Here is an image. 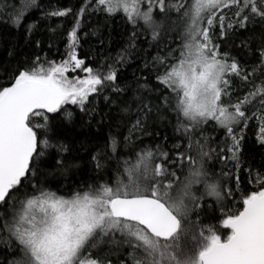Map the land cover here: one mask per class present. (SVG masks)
Here are the masks:
<instances>
[{
	"label": "snow or ice",
	"instance_id": "6c2138e0",
	"mask_svg": "<svg viewBox=\"0 0 264 264\" xmlns=\"http://www.w3.org/2000/svg\"><path fill=\"white\" fill-rule=\"evenodd\" d=\"M38 7V0L19 7L16 0H0V21L19 28ZM71 11L56 9L46 16L65 17ZM86 11L121 12L133 26L130 48L136 46L137 30L160 42L166 19L172 21L167 31L175 30L176 20L182 27L179 44L166 45L165 54L151 58L155 83L148 77L137 82L131 98L118 105V131L92 149L96 178L70 187L58 180L80 168L62 138L65 122L71 124L75 114L65 106L91 117L90 97L105 89L128 90L117 83L112 64L94 68L78 58L80 18ZM257 21L264 24V0H84L67 32L66 58L56 63L36 56L0 85V249L5 255L0 264H264V174L253 173L242 156L251 121L264 147V47L252 50L256 61L249 68L220 51L215 31L218 26L223 39L228 30ZM117 62L124 63V56ZM77 70L85 75H66ZM167 113L174 115L175 131L186 138L187 149L171 158L159 145L155 151L146 146L131 153L134 162L121 161V146L135 147L133 137L151 135L149 123ZM209 122L223 130L221 140L203 135ZM113 159L116 175L106 180L107 162ZM210 161L221 164L219 172L208 166ZM185 167L181 181L177 169ZM241 168L255 190L241 191ZM197 184L203 185L200 194L193 190ZM206 198L214 201L208 207L220 213L224 231L201 223ZM191 226L199 231H190Z\"/></svg>",
	"mask_w": 264,
	"mask_h": 264
},
{
	"label": "trees",
	"instance_id": "16d2710c",
	"mask_svg": "<svg viewBox=\"0 0 264 264\" xmlns=\"http://www.w3.org/2000/svg\"><path fill=\"white\" fill-rule=\"evenodd\" d=\"M24 2L25 0H16L18 7ZM38 3L39 7L27 13L19 28L0 21V85L10 82L4 77H10L19 66L25 62H31L36 56H39L41 61L46 58L56 63L66 58L67 32L72 27L75 14L84 3V0H38ZM65 8L72 10L68 16H46L49 11ZM225 12H228V10L225 9ZM228 15L231 16V12H228ZM171 17L172 20H176V13H171ZM160 18L161 16L157 10V19ZM80 21L78 58L84 59L88 66L94 68L101 65L107 68V65L112 64L117 71V83L121 88L128 86V90L118 94L110 89H105L99 96L90 97L92 104L89 107L94 108L91 117L80 112L75 106H65L69 110H74L75 114L71 124L65 122L62 129V138L72 148V155L76 157L80 168L73 169L67 180L63 177H58V180L70 187L82 180L96 178V172L91 161V155L94 154L92 149L97 144L103 145L110 131L113 133L118 131L115 126L119 123L118 105L122 100L131 98L132 88L136 86L137 82L142 81L144 77H148L152 83H155V74L151 69V58L158 53L165 54L167 51L166 45L175 47L179 44L177 33L182 27L181 21L176 20L175 30L169 32L167 29L172 21L166 19L165 29L162 30L163 39L160 42L152 41L151 32L137 30L134 41L136 46L130 48L133 26L127 22L121 12L108 16L103 12L86 11ZM33 25L34 27L29 35L27 29ZM215 31L217 42L221 45L220 51L229 53L231 57H235L242 65L249 68L256 61V57L252 55V50L264 47V24L259 21L255 24L249 23L248 27L244 29L228 30L226 37L223 39H219L218 26ZM118 55L124 56V63L117 62ZM146 61L149 64L147 68L145 67ZM247 91L248 87H245L240 95L242 96ZM104 96H108L115 103H106ZM49 115L58 116L59 114ZM34 119L40 120L41 118L35 117ZM212 123L209 122L208 125L204 126L203 135L219 141L223 138V130H214L211 126ZM109 125H112V127L110 128ZM175 125L176 121L172 113H167L165 117L160 119H153L148 125V132L151 135H143L140 139L133 137L135 147L125 148L121 146L118 150L120 160L134 162V156L131 153L146 146L155 151L157 145L163 151L168 152L171 158H175L177 152H184L187 149V140L181 133L175 131ZM119 131L127 135V131L123 126ZM257 132L258 128L255 121H251L244 132L242 156L245 166L250 165L253 173L258 170L261 174H264V147L257 143ZM175 144H179L180 148H175ZM212 146L215 147V143H212ZM191 154L194 157L196 156L195 151H192ZM107 163V174L104 176L106 180L109 177H115L117 161L113 159ZM208 166L210 168L214 166L216 172H219L221 168V164L216 161H210ZM229 167H231V164H229ZM122 170L123 167H121ZM177 173L180 180L183 181L188 169L185 167L183 172L177 169ZM248 176L249 173L245 168H241L239 177L241 181L240 189L243 192L255 190L256 187L255 184L248 182ZM49 179L51 180V177ZM53 184L55 185V182ZM234 184L235 181H233V186ZM193 190L200 194L203 191V185L197 184ZM236 198L239 199V195ZM204 204L205 207L200 211L201 223L205 226L215 225L219 231H224L217 219L220 213L214 207H208L210 204L214 205V201L211 198H206ZM192 219L193 221L197 219L196 214L193 215ZM190 231L198 232L199 229L191 226ZM111 259L115 261L117 258L112 256ZM4 260V252L0 249V261Z\"/></svg>",
	"mask_w": 264,
	"mask_h": 264
},
{
	"label": "rangeland",
	"instance_id": "374dc122",
	"mask_svg": "<svg viewBox=\"0 0 264 264\" xmlns=\"http://www.w3.org/2000/svg\"><path fill=\"white\" fill-rule=\"evenodd\" d=\"M66 75H68L69 78H75L76 76H80L83 77L85 74L82 72H79V70H77V72H71L69 71Z\"/></svg>",
	"mask_w": 264,
	"mask_h": 264
}]
</instances>
